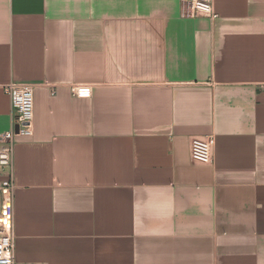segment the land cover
Here are the masks:
<instances>
[{
  "label": "crops",
  "instance_id": "crops-1",
  "mask_svg": "<svg viewBox=\"0 0 264 264\" xmlns=\"http://www.w3.org/2000/svg\"><path fill=\"white\" fill-rule=\"evenodd\" d=\"M213 3L216 19L180 0H0V135L4 85L35 97L16 264H264V0ZM208 134L213 162L196 161Z\"/></svg>",
  "mask_w": 264,
  "mask_h": 264
},
{
  "label": "built area",
  "instance_id": "built-area-1",
  "mask_svg": "<svg viewBox=\"0 0 264 264\" xmlns=\"http://www.w3.org/2000/svg\"><path fill=\"white\" fill-rule=\"evenodd\" d=\"M182 15L185 17L207 16L216 19L213 0H180ZM73 92L80 97L91 94L88 86H74ZM12 106L13 126L0 135V169L5 179L0 185V264L15 263L14 231V151L17 136L29 137L34 130V85L28 82L11 81L4 85ZM214 134L194 138L191 155L196 161L213 162Z\"/></svg>",
  "mask_w": 264,
  "mask_h": 264
}]
</instances>
